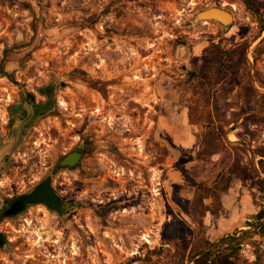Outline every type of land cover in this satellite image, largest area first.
<instances>
[{
    "label": "rangeland",
    "instance_id": "obj_1",
    "mask_svg": "<svg viewBox=\"0 0 264 264\" xmlns=\"http://www.w3.org/2000/svg\"><path fill=\"white\" fill-rule=\"evenodd\" d=\"M258 5L0 0V200L50 177L66 204L58 213L32 204L0 221V264H195L203 253L221 251L237 264H264V179L246 160L239 201L246 197L249 206L231 226L233 212L220 207L218 194L234 179L212 176L225 156L214 164L213 156L189 153L200 145L197 127L190 150L181 148L174 122L212 95L219 106L227 75L219 63L216 71L212 48L234 54L240 66L230 78L248 74L253 86V68L256 86L264 85V44L248 43L261 25ZM213 6L233 15L229 26L195 19ZM50 80L52 110L8 142L9 105L23 90L41 98ZM80 139L90 143L80 164L59 168ZM255 146L264 148L262 133ZM255 162L264 174V163ZM200 187L215 193L209 204ZM227 235L238 247L220 242Z\"/></svg>",
    "mask_w": 264,
    "mask_h": 264
},
{
    "label": "crops",
    "instance_id": "obj_2",
    "mask_svg": "<svg viewBox=\"0 0 264 264\" xmlns=\"http://www.w3.org/2000/svg\"><path fill=\"white\" fill-rule=\"evenodd\" d=\"M257 2L259 4L257 17L261 25L256 37L248 43H250L249 46L256 44L255 47H260L264 44V0H259ZM233 30V27L230 28V31ZM244 38L246 37L243 36L233 47L244 43ZM262 50L263 49L258 50L257 52H262ZM232 62H234V60ZM245 63L249 65L247 59ZM235 65L240 66L238 64ZM226 72L227 76L223 78L219 84L221 87L226 86V90L221 91L219 106L215 104V96L213 95L207 106L211 115V123L209 126L205 127L199 122L190 123L188 118L189 108L181 110L180 114L183 116L175 117L174 122L180 123L178 133L181 134L175 136L177 137V144L181 146V148L190 150L192 146V137L194 136L192 128L197 127V129L200 128V145L197 146V150L192 149L189 153L199 156L200 151L204 149L206 144L203 140V137L206 136V138L210 137L213 142L214 148L208 153L210 157L213 156L214 164L218 163L217 159L223 155L225 156V161L222 163L221 168L212 176H214V179H221L223 177L234 179L228 184L226 191L220 193L218 196L220 207L229 212H233V214H231V226H234L241 224H237V220L235 219L242 217V215H244L242 213L247 211L249 206L248 198L243 197V199L239 201V189L243 183L242 176L248 170L246 169L247 165L245 161L249 159L251 162L250 164H252V153L254 160H259L260 163H264V146H260L263 148L262 150L255 146V140L259 138L260 133L264 135V106H261L262 102L259 96L263 93L258 92L251 85V79L248 74H236L230 78L228 75L229 72ZM255 77L257 78L258 76L255 75ZM249 82L252 86L251 88H253L251 92L247 91L245 88ZM258 87L264 90V85ZM216 115H218L219 118H216ZM196 159V161H198V158ZM189 177L191 178L192 176L189 175ZM193 178H196L195 184H197V186H205L206 182L198 181L197 176ZM211 198L212 197L206 199V204L210 203ZM240 211H242V213H240Z\"/></svg>",
    "mask_w": 264,
    "mask_h": 264
},
{
    "label": "flooded vegetation",
    "instance_id": "obj_3",
    "mask_svg": "<svg viewBox=\"0 0 264 264\" xmlns=\"http://www.w3.org/2000/svg\"><path fill=\"white\" fill-rule=\"evenodd\" d=\"M252 2H257L259 0H248ZM55 81L50 80L44 87L39 89L41 98H37L35 93L23 90L19 95L18 101L13 102L9 105L8 112V142L13 138L21 139L25 134L26 130L35 128V123L39 118L47 114L54 107V97L55 91L53 90ZM19 126V130L15 132V128ZM17 129V128H16ZM17 132H19L17 134ZM15 136H17L15 138ZM89 141L86 139H80L76 146L67 152L63 153V157L71 152H77L79 154L78 160L73 165H60L58 162V167L64 166L66 168H73L80 164L81 160L87 154L89 150ZM62 157V158H63ZM60 161V160H59ZM52 178H45L39 181L33 188L26 190L20 194H8L5 198H1L0 202V221L5 218H11L18 214L25 212L29 206L32 204H43L46 208L53 212H61L64 210L66 204L62 201L59 194L55 191L52 186ZM47 183L49 186V191L54 195V200L50 202H39L31 203L25 197L30 194L40 183ZM3 240V235L0 234V242Z\"/></svg>",
    "mask_w": 264,
    "mask_h": 264
},
{
    "label": "trees",
    "instance_id": "obj_4",
    "mask_svg": "<svg viewBox=\"0 0 264 264\" xmlns=\"http://www.w3.org/2000/svg\"><path fill=\"white\" fill-rule=\"evenodd\" d=\"M212 52L214 54V56L216 57L215 60H213L216 65V71H220V68L218 67V63H219V66L220 67H224L225 70H223V72L225 71V76L227 75V72H230L232 73V71H235L236 69V65L234 62H232L234 60V54H229L228 51H225V50H221L220 48H212ZM226 53L229 54V56H231L230 58H227L225 61L222 62L221 58L223 55H225ZM220 62L222 64H220ZM208 65H210L209 61L206 62ZM214 64H211V65H214ZM236 72V71H235ZM224 74V73H222ZM236 75V73L234 74ZM223 79V78H222ZM253 90V88L251 89ZM251 92V91H250ZM260 98H261V102H262V107L264 106V94H261L259 95ZM209 102H207L206 104L202 105V106H198L197 108H189V111H188V118H189V121L190 123H201L202 125H204L205 127L209 126L210 123H211V115H210V112L209 110L207 109V106H208ZM219 118L218 115H216V118ZM211 142H212V139H211ZM206 143L205 146H204V149L200 151V156H208L210 151H212V149L210 150L209 149V146H212L213 147V142L212 143ZM253 170V169H251ZM254 176L256 177L255 173H254ZM202 186V185H201ZM201 190H199V194H200V191H202L203 193H201V199L202 198H209V197H212L211 195L213 194V199H215V193H211L210 190H208L207 192L204 191V187H200ZM211 193V194H210ZM219 196V194H218ZM202 201V200H201ZM261 215V214H260ZM221 243H224V242H228L229 244L230 243H234L236 244L238 247L239 245V242H238V238L235 237L234 235H227L223 238H221L220 240ZM208 244V243H207ZM199 253V252H197ZM230 256V254H228L227 252H217L216 254H214V256H211V252H205L201 255L200 258H198L197 260H195V264H237L236 261H232L230 260L228 257ZM192 257V255L190 256V258Z\"/></svg>",
    "mask_w": 264,
    "mask_h": 264
},
{
    "label": "water",
    "instance_id": "obj_5",
    "mask_svg": "<svg viewBox=\"0 0 264 264\" xmlns=\"http://www.w3.org/2000/svg\"><path fill=\"white\" fill-rule=\"evenodd\" d=\"M196 20H214L222 24L223 26H229L233 21V15L226 9L222 7H209L199 11L196 16ZM252 83L253 87L258 91L264 94V90L256 86L254 70L252 68ZM79 154L77 152H71L65 155L60 161V165H73L78 160ZM251 161L253 164L254 171L258 177L264 179V174L259 170L257 163L254 160V157L251 153ZM31 203L39 202H50L54 200V195L49 191V186L47 183H40L29 195L25 197Z\"/></svg>",
    "mask_w": 264,
    "mask_h": 264
},
{
    "label": "bare ground",
    "instance_id": "obj_6",
    "mask_svg": "<svg viewBox=\"0 0 264 264\" xmlns=\"http://www.w3.org/2000/svg\"><path fill=\"white\" fill-rule=\"evenodd\" d=\"M235 139V138H234Z\"/></svg>",
    "mask_w": 264,
    "mask_h": 264
}]
</instances>
